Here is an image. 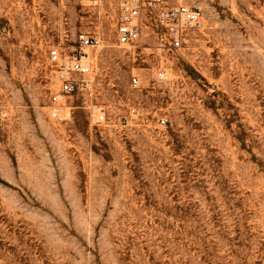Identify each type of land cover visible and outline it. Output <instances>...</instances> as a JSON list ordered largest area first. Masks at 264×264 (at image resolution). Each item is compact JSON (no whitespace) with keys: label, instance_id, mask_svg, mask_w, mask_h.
<instances>
[{"label":"rangeland","instance_id":"rangeland-1","mask_svg":"<svg viewBox=\"0 0 264 264\" xmlns=\"http://www.w3.org/2000/svg\"><path fill=\"white\" fill-rule=\"evenodd\" d=\"M187 1L166 53L118 0H0V264H264V0ZM53 46L95 63L63 122Z\"/></svg>","mask_w":264,"mask_h":264},{"label":"built area","instance_id":"built-area-1","mask_svg":"<svg viewBox=\"0 0 264 264\" xmlns=\"http://www.w3.org/2000/svg\"><path fill=\"white\" fill-rule=\"evenodd\" d=\"M203 26V10L187 0H118L115 33L119 46L138 48L146 44L152 35L158 50L171 53L185 48L190 35L200 32ZM78 41L84 49L100 46L102 39L98 35L80 33ZM50 59L60 81L59 93L53 98L50 115L56 121L63 122L72 113L67 98L78 93L89 94L93 89L94 58L85 50L77 55H67L60 47L53 46ZM133 82L137 85L138 79L134 77ZM96 113L98 122L107 120L103 107H99Z\"/></svg>","mask_w":264,"mask_h":264}]
</instances>
